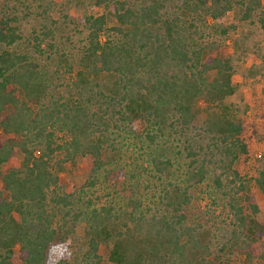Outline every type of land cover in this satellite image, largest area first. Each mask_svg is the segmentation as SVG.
<instances>
[{
    "label": "trees",
    "instance_id": "trees-1",
    "mask_svg": "<svg viewBox=\"0 0 264 264\" xmlns=\"http://www.w3.org/2000/svg\"><path fill=\"white\" fill-rule=\"evenodd\" d=\"M96 5L110 9L115 24L107 27L105 14L85 20L76 70L57 55L55 74L66 73L75 94L68 98L48 93L45 69L9 50L20 37L0 21V264H104L101 249L107 264H226L236 251L251 263L260 246L251 189L264 197V164L254 176L239 169L248 145L243 124L225 105L235 92L233 69L215 37L227 33L217 23L234 7L245 21L262 1ZM42 38L53 40L52 30ZM40 43L33 46L39 55ZM48 48L56 53L54 44ZM117 138L137 140L158 183L152 196L138 193L121 206L94 196L113 175L126 177L110 168L120 152ZM16 151L20 163L12 166ZM78 158L89 161V174L68 193L60 173ZM202 186L226 210L214 231L195 212ZM79 226L85 251L78 260L69 240Z\"/></svg>",
    "mask_w": 264,
    "mask_h": 264
},
{
    "label": "rangeland",
    "instance_id": "rangeland-1",
    "mask_svg": "<svg viewBox=\"0 0 264 264\" xmlns=\"http://www.w3.org/2000/svg\"><path fill=\"white\" fill-rule=\"evenodd\" d=\"M261 1L264 5V0ZM102 14L107 18V27H112L115 21L110 9L97 6L96 0H0V21H7L20 37L9 50L26 54L31 60H35L37 65L45 69L47 77L52 81V88H49L48 93H58L64 98L75 94L69 88L71 85L68 75L62 70L55 74L58 68L56 57L58 54L64 55L76 70L87 34L85 20L90 16L97 17ZM240 18L238 7H234L217 23L219 27L225 28L227 33L215 38L221 45V53L230 60L233 69L232 83L235 92L225 100V105L230 108L229 116L243 124L244 138L248 145L249 155L245 162H240L239 169L248 176H254L264 164V6L249 20ZM46 29L52 30L53 40L42 38ZM39 40L40 49L44 52L41 55L33 50L34 44ZM49 43L55 45L56 53L49 50ZM137 131L140 132L141 128ZM116 142L120 152L112 159L114 162L110 168H122L126 177L113 175L109 181L97 186L94 196L100 198L99 203L113 200L120 206L138 193L152 196L157 191L158 183L144 168L147 165L146 156H143L144 151L138 149L137 140L117 138ZM170 153L172 150H168V154ZM107 155L108 152L103 153L102 160L105 162L108 161ZM20 159V154L16 151V156L10 164L18 166ZM177 162L181 163V160ZM87 165L89 166L87 159L78 158L74 165H66L60 173L68 193L79 191L85 184L89 174ZM251 191L258 207V213L253 217L251 225L253 237L260 245L258 254L251 263H246L244 256L238 251L231 252L222 259L226 264H264V197L254 187ZM195 196L197 218L202 224H208L206 221H210L208 225L213 227L212 230H205L214 231L215 228H220L221 221H225L226 217L222 198L204 186L196 191ZM84 240V230L79 226L69 240L72 258L77 257L79 260L85 251ZM101 253L104 264H107V252L101 249Z\"/></svg>",
    "mask_w": 264,
    "mask_h": 264
}]
</instances>
